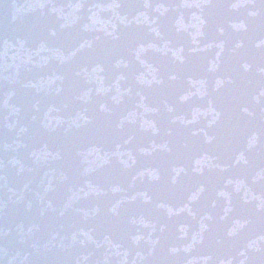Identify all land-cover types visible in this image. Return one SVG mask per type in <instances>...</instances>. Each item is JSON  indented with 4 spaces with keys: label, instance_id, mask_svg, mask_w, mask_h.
Wrapping results in <instances>:
<instances>
[{
    "label": "water",
    "instance_id": "95a60500",
    "mask_svg": "<svg viewBox=\"0 0 264 264\" xmlns=\"http://www.w3.org/2000/svg\"><path fill=\"white\" fill-rule=\"evenodd\" d=\"M0 264H264V0H0Z\"/></svg>",
    "mask_w": 264,
    "mask_h": 264
}]
</instances>
